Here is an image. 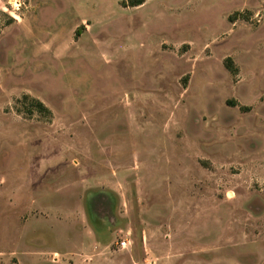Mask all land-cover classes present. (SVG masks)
<instances>
[{"label":"rangeland","instance_id":"374dc122","mask_svg":"<svg viewBox=\"0 0 264 264\" xmlns=\"http://www.w3.org/2000/svg\"><path fill=\"white\" fill-rule=\"evenodd\" d=\"M123 1L0 0V264H264V0Z\"/></svg>","mask_w":264,"mask_h":264},{"label":"trees","instance_id":"16d2710c","mask_svg":"<svg viewBox=\"0 0 264 264\" xmlns=\"http://www.w3.org/2000/svg\"><path fill=\"white\" fill-rule=\"evenodd\" d=\"M147 0H125L123 1V5L124 6H131V7H135V6H140L142 4H144ZM236 17H231L230 21L234 22L236 21L238 18L241 17L240 12H236ZM81 33V28H78L77 30V34ZM225 67L230 70V72L234 75H236L239 71L238 67L235 65L233 59L231 57H227L225 62ZM187 78H185L184 80H186ZM18 103L22 104L24 107L23 108H27L26 111H28L29 114H32L34 111L37 112H51V110L45 105V103L43 101H41L40 99L36 98V97H32L29 94H25L23 95L21 98L18 99L17 101ZM229 103L232 106H237L238 103H235V101H229ZM27 106V107H26ZM242 109L244 110H248L250 107L243 105L241 106Z\"/></svg>","mask_w":264,"mask_h":264},{"label":"crops","instance_id":"0c3cea01","mask_svg":"<svg viewBox=\"0 0 264 264\" xmlns=\"http://www.w3.org/2000/svg\"><path fill=\"white\" fill-rule=\"evenodd\" d=\"M38 202V201H37ZM30 205L32 206H34V204H31V202H30ZM146 237V236H145ZM146 242V241H145ZM156 245H151L150 247H152L153 248V252H155L156 251V247H155ZM146 246H144V248H145ZM145 250H147V249H145Z\"/></svg>","mask_w":264,"mask_h":264},{"label":"built area","instance_id":"2783aa9c","mask_svg":"<svg viewBox=\"0 0 264 264\" xmlns=\"http://www.w3.org/2000/svg\"><path fill=\"white\" fill-rule=\"evenodd\" d=\"M128 244H129V242L126 240L121 242V245L123 246V248L126 247Z\"/></svg>","mask_w":264,"mask_h":264}]
</instances>
